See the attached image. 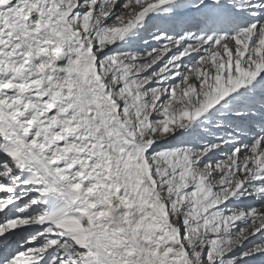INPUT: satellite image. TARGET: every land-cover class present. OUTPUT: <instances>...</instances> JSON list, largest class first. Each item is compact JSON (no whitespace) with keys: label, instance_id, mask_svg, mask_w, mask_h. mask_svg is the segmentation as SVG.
<instances>
[{"label":"snow or ice","instance_id":"obj_1","mask_svg":"<svg viewBox=\"0 0 264 264\" xmlns=\"http://www.w3.org/2000/svg\"><path fill=\"white\" fill-rule=\"evenodd\" d=\"M0 264H264V0H0Z\"/></svg>","mask_w":264,"mask_h":264}]
</instances>
